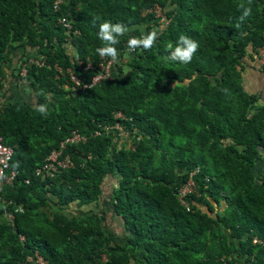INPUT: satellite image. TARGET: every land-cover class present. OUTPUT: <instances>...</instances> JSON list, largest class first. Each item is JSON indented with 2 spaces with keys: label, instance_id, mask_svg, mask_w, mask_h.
Returning <instances> with one entry per match:
<instances>
[{
  "label": "trees",
  "instance_id": "trees-1",
  "mask_svg": "<svg viewBox=\"0 0 264 264\" xmlns=\"http://www.w3.org/2000/svg\"><path fill=\"white\" fill-rule=\"evenodd\" d=\"M53 1L0 0V135L15 170L0 188V264H36L26 261L34 252L45 264H264V104L241 85L242 59L264 48V0H251L239 28L237 5L248 0H63L56 10ZM154 4L167 24L151 49L129 52V36L157 26ZM105 20L130 29L116 45L126 61L99 84L66 87L54 64L88 82ZM182 34L199 43L188 64L167 59ZM29 57L43 61L27 63L34 97L5 96L4 67ZM115 123L131 145L105 134ZM72 130L80 138L59 156L72 165L36 173ZM110 177L117 183L104 197ZM99 199L97 211L65 210ZM117 217L120 231L111 228Z\"/></svg>",
  "mask_w": 264,
  "mask_h": 264
},
{
  "label": "clouds",
  "instance_id": "clouds-1",
  "mask_svg": "<svg viewBox=\"0 0 264 264\" xmlns=\"http://www.w3.org/2000/svg\"><path fill=\"white\" fill-rule=\"evenodd\" d=\"M54 1H53V9L56 10V9L59 8V4H58L57 8H54ZM62 1L63 0H61L60 2H62ZM250 4H251V0H248V5H246L243 2L239 3L237 5V8H238V10L240 11L241 14L238 17V21L239 22L235 25V27L239 28L240 24H242L249 16H251L252 8H251ZM154 6L158 7L157 4H154ZM154 14H155V11H154ZM60 16H66V15H59L58 18ZM156 16L159 17V15H156ZM67 19L72 24V21L68 17H67ZM57 22H59V21L57 20ZM71 24H70V27H71L70 29H67V28L63 27L61 25V23H60V26L65 28V30L67 32L72 31L73 33H78L79 30L77 28H75L74 26H72ZM156 24H157V26L155 27V29H152L150 31L142 33L140 36H129V38L127 39V48L129 50V52H132V51H135L136 49H141V48L144 49V50H149V49H151L153 47V45L156 43V40H157V36H158L157 31L167 24V20H166L165 17H164V20H161V21L158 18V20H156ZM159 27H161V28H159ZM129 31H130V29L125 24H123L121 22L113 23L110 20H105L104 22L100 23V25H99V30L97 32V37L102 43H101V46L96 48V52L100 56L99 60H100L101 57H106L107 59L109 58V59H111L112 62H114V65H113L112 70H111V76H112V71L115 68V66L120 65L121 62H125L126 59H127L126 56H125V53H123L124 56H121V58H118L119 57V52H118V49H117L116 45L120 43L118 38L124 36ZM71 47L72 46H70L69 48H71ZM167 48L169 50L168 56H167L168 60L179 62L181 64H188V63H190L192 61V58H193L194 54L198 51L199 43L195 39H193V38H191V37H189L187 35H183L182 34V35L179 36L178 40L176 41L175 46H173L172 44H169L167 46ZM33 60L40 61L41 63H34ZM99 60H98V62H99ZM30 62H33V64H36V65H39V66L43 65V61L42 60L36 59V58H33V57H29L26 61H23L22 63H19L17 65L16 71H13L16 74V76H19L18 78L23 79L24 82L25 81L28 82L29 86H30L29 79L27 77V63H30ZM78 62H81V61H78ZM56 64H58V63H55L54 66H53L55 71H56V73H54L56 75L55 77H60L61 74L66 76L65 77L66 78V80H65L66 85L65 86L67 87V85L69 84V85H71L70 88L76 89L77 87L73 86L71 82H67V75H68L67 74V68H69L70 66L65 68V69L61 67L62 68V72H63V73H61V72H58L56 70V68H55ZM58 65H60V64H58ZM23 66L26 68L25 73H22V70H21ZM93 72H94V69H93ZM24 78L26 80H24ZM30 90H31V86H30ZM30 90H27L26 92H24L23 96L25 95V93L29 94V92L32 91V90L31 91ZM36 110L38 112H40L42 115H46L47 114L46 105L41 104V105H39L37 107ZM116 114H115V117H116ZM116 118H118V117H116ZM123 118H125V116ZM123 118H120V119H123ZM115 124H117V123H115ZM118 124L121 127L120 130L114 129L113 128L114 125H112V126H105L104 125L103 126V131L105 132V134H110V135H113L115 138H117L119 135H123L124 133H126L125 130H124V127L120 123H118ZM109 130H112V133H109ZM2 141H3V138H2ZM3 143L6 144L4 141H3ZM131 143H132V140L130 138L128 143L126 142V144L127 145H131ZM7 145H9V144H7ZM10 146H12V145H10ZM12 148H13V146H12ZM263 154H264V152H263ZM11 158H12V156H11ZM10 167H11V159H10ZM14 173H15V170H14ZM189 180H190V178H189ZM26 182H28V179H27ZM185 182L186 181L181 183L180 187L177 189V195L176 196H177V199L179 201L182 200V198H179V190L182 188V186L185 184ZM18 211L22 212L23 209L20 208V209H18ZM6 215H7L9 220H12V218H13L12 213H8L7 212ZM21 236L23 238H21ZM252 238H256V237L253 236ZM19 239L24 240V235H22V234L19 235ZM253 244H257V243H253ZM26 261L29 262L27 259H26Z\"/></svg>",
  "mask_w": 264,
  "mask_h": 264
},
{
  "label": "built area",
  "instance_id": "built-area-1",
  "mask_svg": "<svg viewBox=\"0 0 264 264\" xmlns=\"http://www.w3.org/2000/svg\"><path fill=\"white\" fill-rule=\"evenodd\" d=\"M61 0H55L54 1V8L58 7V4ZM154 11L156 15H159V20H164V16L160 12L159 8L157 6H154ZM158 11V12H157ZM58 21L61 23V25L67 29H70V22L67 19L66 16H60L58 18ZM257 55H258V61L260 65H264V48H258L257 49ZM34 63H41L40 61L33 60ZM114 65V62L111 61V59H107L106 57H101L98 62V69L94 70L92 73L90 79L88 82H82L81 75L77 74L72 68H67V82H71L73 86L81 87L82 89L84 87L92 86L95 84L100 83L103 79H109L111 77V70ZM85 67H88L93 70V65L91 62H87ZM55 68L58 72H62V68L60 65L56 64ZM22 73H25L26 68L22 67ZM116 117L123 118V113L118 112L116 114ZM114 129L120 130L121 127L117 123L113 127ZM71 136L67 137L65 140L61 141L59 148H53L48 156L46 157V164L42 167H39L35 170L36 173L43 172L44 174H48L49 176L55 175V172L59 170V166H69L72 165V161L69 159V157L66 155L64 158H59V156L62 154V148L65 146V143L67 141H75L80 138L78 132L75 130H72ZM13 153V148L10 145L4 144L2 141V137L0 136V188L5 183H10L15 176L14 169L10 168V159ZM27 181V179H26ZM193 187V183L191 180H186L185 184L182 186V188L179 190V198H182L187 192L191 191ZM181 203H183V200H180ZM21 238H23L21 236ZM251 242L253 243H262L257 238H252ZM27 260L30 262H35L36 264H45L46 261L42 258L41 255L38 254V252H34L32 256H27Z\"/></svg>",
  "mask_w": 264,
  "mask_h": 264
},
{
  "label": "crops",
  "instance_id": "crops-1",
  "mask_svg": "<svg viewBox=\"0 0 264 264\" xmlns=\"http://www.w3.org/2000/svg\"><path fill=\"white\" fill-rule=\"evenodd\" d=\"M257 56V52H256ZM255 54L250 52V55H245V57L241 61L242 69H241V85L242 88L252 94L258 96L256 103L258 105L264 104V72L260 69V64L258 61V56L256 58ZM16 61V59H14ZM17 65L11 63L10 65H6L4 67V86L5 88L9 87L10 89L5 93V96H9L11 93L18 92L21 97H30L33 98L34 95L30 90V86L28 82H24L23 79L15 78L16 74L13 71H16ZM24 80H26L24 78ZM30 90L29 94L23 96L24 92ZM16 94L14 99L17 98ZM258 170L264 173V154L260 155V159L257 162ZM104 191L107 189L106 186L103 185ZM112 187L110 188V190ZM106 192V191H105Z\"/></svg>",
  "mask_w": 264,
  "mask_h": 264
},
{
  "label": "rangeland",
  "instance_id": "rangeland-1",
  "mask_svg": "<svg viewBox=\"0 0 264 264\" xmlns=\"http://www.w3.org/2000/svg\"><path fill=\"white\" fill-rule=\"evenodd\" d=\"M158 12V11H157ZM131 137H130V135H128L127 133H124L123 135H119L118 137H117V143L115 142V145L117 146V147H119L120 146V144H126V142L128 143V141H129V139H130ZM119 143V144H118ZM116 183H117V181H116V178L115 177H110V178H108V180L105 182V185L104 186H106V192H104L103 193V195L102 196H104V197H107V195H108V193H109V191H110V188H111V186L112 187H115L116 186ZM97 203H99L98 205H96V204H94V203H89V204H84V205H76V203L75 202H72L71 204H70V206L68 207H66V209L65 210H68V211H71V212H74V213H77L78 212V210L80 211V210H86V209H90V208H93L94 209V211H97L98 209H100L101 208V199H99L98 200V202ZM122 227V222H121V220L117 217L116 219H115V221H114V223L113 224H111V228L113 229V230H118L119 229V231H120V228ZM21 240V239H20Z\"/></svg>",
  "mask_w": 264,
  "mask_h": 264
}]
</instances>
